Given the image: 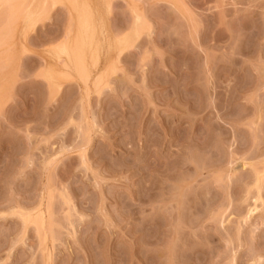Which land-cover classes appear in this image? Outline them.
Returning a JSON list of instances; mask_svg holds the SVG:
<instances>
[{"label":"rangeland","instance_id":"rangeland-1","mask_svg":"<svg viewBox=\"0 0 264 264\" xmlns=\"http://www.w3.org/2000/svg\"><path fill=\"white\" fill-rule=\"evenodd\" d=\"M0 3V264H264V0Z\"/></svg>","mask_w":264,"mask_h":264},{"label":"bare ground","instance_id":"bare-ground-1","mask_svg":"<svg viewBox=\"0 0 264 264\" xmlns=\"http://www.w3.org/2000/svg\"><path fill=\"white\" fill-rule=\"evenodd\" d=\"M6 1L8 2L9 0H0V2H5L6 3ZM2 3H0V5H1ZM4 4V3H3ZM89 18V17H88ZM91 19V17L89 18V20ZM84 22V21H83ZM82 22V23H83ZM90 22H92V21H90ZM85 24H86V22H84ZM84 25V24H83ZM86 26V25H85ZM91 26H93V25H91ZM88 28V27H87ZM92 28V27H91ZM77 45V44H76ZM72 46H75V45H72ZM65 47V51H68V47L67 46H64ZM73 48V47H72ZM68 52H70L71 53V51L69 50ZM69 53V54H70ZM70 57H72V54H70ZM73 59V58H72ZM72 59H71V61H72ZM74 59H76V58H74ZM70 61V62H71ZM73 62H75L76 63V61H73ZM80 62V61H79ZM73 64V63H72ZM79 65L80 64H78V67H79ZM73 66H74V64H73ZM76 68H77V66H76ZM79 68H81V66L79 67ZM91 68V67H90ZM83 69V68H82ZM84 70H85V68H84ZM83 71V70H82ZM81 72V71H80Z\"/></svg>","mask_w":264,"mask_h":264}]
</instances>
